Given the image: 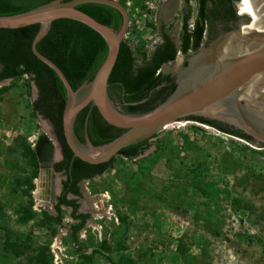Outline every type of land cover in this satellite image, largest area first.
<instances>
[{"label":"rangeland","instance_id":"obj_1","mask_svg":"<svg viewBox=\"0 0 264 264\" xmlns=\"http://www.w3.org/2000/svg\"><path fill=\"white\" fill-rule=\"evenodd\" d=\"M117 1L142 10L130 16L138 31L123 39L137 63L162 32L179 38L182 13L190 10L191 24L197 9L195 0ZM1 88L0 264H33L42 247L47 261L37 264H264V146L191 119L169 124L137 157L116 155L85 181L90 216L79 246L69 236V209L60 225L48 222L33 196L39 166L22 142L32 148L37 135L51 136L32 110L36 87L23 75ZM30 199L32 216L23 220Z\"/></svg>","mask_w":264,"mask_h":264},{"label":"water","instance_id":"obj_2","mask_svg":"<svg viewBox=\"0 0 264 264\" xmlns=\"http://www.w3.org/2000/svg\"><path fill=\"white\" fill-rule=\"evenodd\" d=\"M245 1H251L253 8L247 7ZM83 2L103 3L118 9L122 15L119 29L114 30L78 9L77 5ZM61 18L84 23L107 44V54L92 80L76 90L62 70L36 48L52 21ZM128 22V12L117 0H53L26 12L0 15V28L40 25L31 41V51L57 74L66 90L62 131L74 157L90 164L108 162L122 148L149 138L169 124L188 117L223 123L250 136L253 143L264 144V0H217L204 44L174 63L175 89L164 101L144 113L119 110L107 92L108 79ZM163 65L160 71L165 70ZM86 105L95 106L108 124L124 131L107 143L93 145L87 135L86 116L85 143L82 144L75 135L74 121ZM32 149L39 166L33 196L44 210L51 213L56 175L53 164L60 150L54 137L42 135L36 136ZM83 184L81 188L86 196ZM48 186L51 188L49 200L45 196ZM94 198L101 201L103 195L97 194ZM100 211H103L102 208Z\"/></svg>","mask_w":264,"mask_h":264},{"label":"trees","instance_id":"obj_3","mask_svg":"<svg viewBox=\"0 0 264 264\" xmlns=\"http://www.w3.org/2000/svg\"><path fill=\"white\" fill-rule=\"evenodd\" d=\"M53 0H0V15H13L26 12L47 4ZM67 1V0H65ZM189 0H185L188 3ZM196 14L189 27L190 10L185 12L182 21L180 43L175 45L167 33H161V41L150 51L141 53L142 60L137 63L136 56L126 41H122L118 55L108 79L107 92L110 99L118 104L126 113H144L152 110L164 101L175 89L173 76L159 71L167 62L173 61L180 50L186 53L195 50L201 44L208 29L210 16L217 0H195ZM135 2H138L137 0ZM77 8L88 13L96 20L114 30H118L121 12L107 4L83 2ZM39 24H30L20 28H0V82L4 79L18 78L28 75L36 87L37 94L32 101L34 115L40 114L48 118L55 129L62 145L63 160L54 164L55 170L65 169L68 179L63 182L64 189L54 206V213L42 209L46 221L61 224V206L71 207L70 217L75 221L70 228L69 236L76 245H81L77 233L85 226L90 214L77 213L76 198H67V192L79 195L76 181L80 178H93L111 167L113 159L99 164H90L74 157L66 144L62 131V112L66 102V90L57 74L39 60L31 51V41L38 33ZM37 50L52 60L64 73L74 90L88 83L94 77L107 54V44L92 28L76 20L61 18L52 21L48 32L37 42ZM3 88L0 89L2 91ZM117 90L119 93H117ZM87 120V135L93 145H101L114 139L124 130L108 124L98 113L95 106L86 105L77 114L74 121V132L80 141H84V121ZM193 120L207 123L221 132L246 140L251 137L219 122L191 117ZM156 134L151 137L156 136ZM146 138L122 148L120 156L133 159L141 154L148 145ZM23 153L32 165L38 166L34 150L29 144L22 142ZM30 199L23 220L31 218ZM54 232V229H53ZM45 247L32 257L33 264L47 261ZM84 259L91 258L83 254Z\"/></svg>","mask_w":264,"mask_h":264},{"label":"flooded vegetation","instance_id":"obj_4","mask_svg":"<svg viewBox=\"0 0 264 264\" xmlns=\"http://www.w3.org/2000/svg\"><path fill=\"white\" fill-rule=\"evenodd\" d=\"M184 15H185V12H183L182 13V17H181V27H182V21H183V17H184ZM194 20V19H193ZM193 22V21H192ZM206 33H207V31H205V34H204V37H203V40H202V42H201V44L199 45V47L202 45V44H204V41H205V37H206ZM181 34V33H180ZM168 36L174 41V43H175V45L176 46H178L179 45V43H180V36H179V38H173V37H171L169 34H168ZM160 41H161V36H160ZM159 41V42H160ZM158 42V43H159ZM198 47V48H199ZM198 48L197 49H195V50H192V49H189L186 53H182V51H178L177 52V55L180 53V55L182 56V57H184V56H187V55H189V53L190 52H195V51H197L198 50ZM150 54V53H149ZM177 55H176V57H177ZM176 57H175V59L173 60V61H170V63L165 67V70L164 71H161V72H163V73H166V74H170L171 76H173V78H174V82H175V84H176V70H175V66H174V61L176 60ZM165 64V63H164ZM160 71V70H159ZM4 80H6V79H4ZM4 80H2V81H4ZM1 81V82H2ZM0 82V83H1ZM117 93H119V91L117 90ZM115 100H117L118 101V99H116L115 98ZM117 101H115L116 103H114L113 101V104L115 105V107H117L119 110H121V107H120V105L118 104V102ZM122 111V110H121ZM38 117L43 121H45V123H46V128L49 130V132H50V134H51V136L50 137H54V139H56V143H57V146H58V149L60 150V154L58 153V155H57V157H56V159H55V161H54V164L55 163H57V162H59V161H61V160H63V149H62V145H61V143H60V141H59V139H58V137H57V135H56V132H55V129H54V127H53V124H52V122L48 119V118H43L40 114H38ZM187 119H191V120H193V118H191V117H188ZM194 121H198V120H194ZM199 122V121H198ZM201 123H203V122H201ZM220 123V122H219ZM223 126H225V124H223V123H221ZM228 127V126H227ZM230 127V126H229ZM231 128V127H230ZM84 134H85V127H84ZM42 136H44V135H42ZM77 137V136H76ZM53 140V139H52ZM79 140V139H78ZM80 141V140H79ZM247 141H250V142H254L253 141V139L251 138V140H247ZM82 144H84L85 142L83 141H80ZM260 146H264V144H260ZM59 150H58V152H59ZM54 164H53V167H54ZM54 170H55V168H54ZM55 173H56V175H55V183H54V188H53V190H54V204L52 205V211H51V213L53 212L54 213V206H55V204L57 203V199H58V197L60 196V194L62 193V191H63V189H64V185H63V182L64 181H66L67 179H68V173H69V171L68 172H66V170L65 169H61V170H55ZM97 176V175H96ZM57 177H58V185H57V182H56V179H57ZM95 177V176H94ZM89 179H91V178H80V179H78L77 181H76V186L78 187V191H79V195H76V194H73L71 191H69V192H67V198H76L77 199V202H78V208H77V213H86L85 211H83V208L85 207L84 205H85V198H86V196L83 194V192H82V188H81V186H82V182H84V184H85V181H87V180H89ZM83 184V185H84ZM84 187H85V185H84ZM47 192H46V194H45V196H46V198L49 200L50 198H51V188H50V186H48L47 187ZM97 200L98 201H100L99 200V198H97ZM88 204V203H87ZM89 205H92V204H89ZM62 208L63 207H65V208H67V209H69V214H70V212H71V207H69V206H61ZM101 207H103V206H101ZM101 207H97L98 208V210H101ZM82 209V210H81ZM75 222V221H74Z\"/></svg>","mask_w":264,"mask_h":264},{"label":"built area","instance_id":"obj_5","mask_svg":"<svg viewBox=\"0 0 264 264\" xmlns=\"http://www.w3.org/2000/svg\"><path fill=\"white\" fill-rule=\"evenodd\" d=\"M127 4L130 5L131 4L130 1H128ZM124 7L126 8V10L128 12V16H129L128 27H127L126 33L124 35V38H126L132 31H138V29H139L138 22L137 21L132 22V19L130 17L131 14H133V15L140 14V12H142V10H140V7L136 4H134V2L132 3L131 7H129V8H127L126 6H124ZM191 26H192V23L189 24V27H191ZM154 46L152 47V49L154 48Z\"/></svg>","mask_w":264,"mask_h":264},{"label":"bare ground","instance_id":"obj_6","mask_svg":"<svg viewBox=\"0 0 264 264\" xmlns=\"http://www.w3.org/2000/svg\"><path fill=\"white\" fill-rule=\"evenodd\" d=\"M244 3H245V5H246L247 7H249V8H253V5H252L251 1H249V2L245 1ZM165 128H166V127H165Z\"/></svg>","mask_w":264,"mask_h":264}]
</instances>
